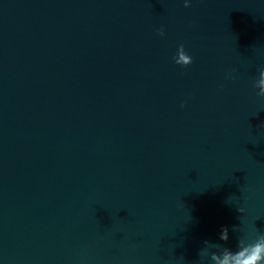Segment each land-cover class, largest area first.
I'll return each instance as SVG.
<instances>
[{
    "label": "water",
    "instance_id": "1",
    "mask_svg": "<svg viewBox=\"0 0 264 264\" xmlns=\"http://www.w3.org/2000/svg\"><path fill=\"white\" fill-rule=\"evenodd\" d=\"M261 68L264 0H0V264H214L264 234Z\"/></svg>",
    "mask_w": 264,
    "mask_h": 264
},
{
    "label": "clouds",
    "instance_id": "2",
    "mask_svg": "<svg viewBox=\"0 0 264 264\" xmlns=\"http://www.w3.org/2000/svg\"><path fill=\"white\" fill-rule=\"evenodd\" d=\"M184 6L186 8L191 7V0H184ZM158 35L161 37L166 35V31L163 27L158 29ZM174 60L175 63L181 67H188L193 63V58L186 52L184 45L179 46ZM228 78H235L232 72H229ZM255 86L259 88L257 95L264 98V68L259 70V78ZM181 106L183 107L185 105L182 104ZM239 211L243 212L244 210L241 208ZM219 238L225 242L229 240V230L227 227L221 229ZM205 246L206 249L221 247L220 244H214L210 241H205ZM206 249L200 253L202 257L209 255ZM210 256L214 264H264V234L258 235L256 239L251 242H246L243 238L239 239L236 251L224 247L219 254L213 252Z\"/></svg>",
    "mask_w": 264,
    "mask_h": 264
}]
</instances>
